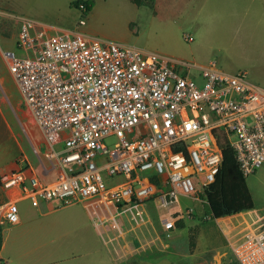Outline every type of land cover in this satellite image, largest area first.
I'll return each instance as SVG.
<instances>
[{
	"label": "built area",
	"instance_id": "built-area-1",
	"mask_svg": "<svg viewBox=\"0 0 264 264\" xmlns=\"http://www.w3.org/2000/svg\"><path fill=\"white\" fill-rule=\"evenodd\" d=\"M5 20L14 22L19 55L3 57L45 158L61 171L51 183L28 164L0 176V213L9 225L20 223L23 202L140 207L163 190L166 205L180 197L201 202L227 148L245 178L264 167V88L248 73L52 29L0 9V25ZM175 226L176 219L165 223L167 231ZM235 253L241 264H264V224L244 235Z\"/></svg>",
	"mask_w": 264,
	"mask_h": 264
},
{
	"label": "rangeland",
	"instance_id": "rangeland-1",
	"mask_svg": "<svg viewBox=\"0 0 264 264\" xmlns=\"http://www.w3.org/2000/svg\"><path fill=\"white\" fill-rule=\"evenodd\" d=\"M76 1L0 0V9L52 29H78L201 67L215 63L229 74L246 72L264 88V0H143L140 6L82 0L90 3L86 13L73 6ZM15 29L10 20L0 25V176L28 164L51 183L61 171L45 158L43 138L3 57L4 51L19 55ZM116 143L113 138L108 146ZM246 180L257 210L220 220L213 219L206 198L164 204L166 190L140 207L54 201L34 208L23 202L19 225L0 213V264H241L235 248L252 231V218L261 216L264 224V167ZM4 200L0 188V208ZM173 219L176 226L167 231L165 223Z\"/></svg>",
	"mask_w": 264,
	"mask_h": 264
},
{
	"label": "trees",
	"instance_id": "trees-1",
	"mask_svg": "<svg viewBox=\"0 0 264 264\" xmlns=\"http://www.w3.org/2000/svg\"><path fill=\"white\" fill-rule=\"evenodd\" d=\"M140 6L143 0H130ZM81 5L90 3L78 0L73 3L77 9ZM215 220L228 218L255 210L253 198L241 168L236 160L235 152L227 148L224 150V162L213 184L207 187L204 195ZM3 242L0 235V253Z\"/></svg>",
	"mask_w": 264,
	"mask_h": 264
},
{
	"label": "crops",
	"instance_id": "crops-1",
	"mask_svg": "<svg viewBox=\"0 0 264 264\" xmlns=\"http://www.w3.org/2000/svg\"><path fill=\"white\" fill-rule=\"evenodd\" d=\"M58 30V29H57ZM14 39V38H13ZM12 39V40H13ZM14 42V41H13ZM11 52H13V51H11ZM22 101V100H21ZM257 209H255V210H253V211H256ZM250 212H252V211H250ZM246 213H248V212H246ZM241 214H244V213H241ZM240 215V214H239ZM236 216V215H235ZM257 217V216H256ZM253 219V222H252V224H249L250 225V228H251V230L253 231V230H255V229H257V228H259L261 225H263L262 224V222H263V219L261 218V216H258V218L257 219H254V218H252ZM20 224V223H19ZM19 224H17V225H19ZM4 247H5V244L3 243V247H2V251H3V249H4ZM2 251H1V253H2ZM0 253V254H1ZM0 260H1V256H0Z\"/></svg>",
	"mask_w": 264,
	"mask_h": 264
},
{
	"label": "bare ground",
	"instance_id": "bare-ground-1",
	"mask_svg": "<svg viewBox=\"0 0 264 264\" xmlns=\"http://www.w3.org/2000/svg\"><path fill=\"white\" fill-rule=\"evenodd\" d=\"M152 190H153V192H156V188L154 186H153Z\"/></svg>",
	"mask_w": 264,
	"mask_h": 264
}]
</instances>
